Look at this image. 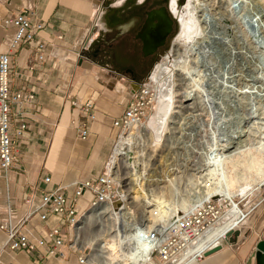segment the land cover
<instances>
[{
	"label": "crops",
	"instance_id": "1",
	"mask_svg": "<svg viewBox=\"0 0 264 264\" xmlns=\"http://www.w3.org/2000/svg\"><path fill=\"white\" fill-rule=\"evenodd\" d=\"M127 2L0 0V52L9 51L15 32L4 25V20L20 12L44 24L39 37L48 46L43 62H34L32 48H22L13 56L12 91L35 93L36 101L23 115L13 111V123L25 119L28 129L14 138L13 166L0 175V221L5 219L7 194L13 209H18L27 196L37 201L42 191L64 188L71 196L74 183L95 179L105 171L119 132L113 123L123 117L136 84L109 49L123 33L122 26L109 25V16L113 8L122 10ZM107 32H113L109 40ZM98 47L101 52L96 58ZM145 74L143 71L141 76ZM74 101H90L95 106L96 119L89 124L85 140L72 124L81 119ZM47 177L51 179L48 184L43 181ZM55 223V218L45 223L34 218L27 234L35 242L41 231ZM263 239V226L249 228L218 252L189 264H249ZM5 243L6 234L0 230V264H79L77 255L66 250L63 259L48 256L43 249L11 251Z\"/></svg>",
	"mask_w": 264,
	"mask_h": 264
},
{
	"label": "built area",
	"instance_id": "2",
	"mask_svg": "<svg viewBox=\"0 0 264 264\" xmlns=\"http://www.w3.org/2000/svg\"><path fill=\"white\" fill-rule=\"evenodd\" d=\"M6 27L14 29V37L8 52H0V175L10 171L15 159V137H21L28 129V122L21 119L13 123V111L22 112L32 107L36 101L35 93L12 91L11 70L13 56L22 48H32L34 62H43L47 56V43L40 39L44 24L35 21L31 15L20 12L4 20ZM34 67V66H33ZM31 67L30 69H34ZM156 92L152 86L137 84L129 97L123 117L114 121L118 136L113 148L116 149L122 137L134 125L147 122L155 109ZM81 119L73 121V127L80 133L81 139L88 136V126L96 119V110L92 102H72ZM113 156V154H112ZM50 183L49 177L43 180ZM73 193L68 196L64 188L54 191H42L38 200L27 196L18 209H13L12 198L5 196V219L0 221V230L6 234L5 248L11 251L34 252L45 250L51 257L65 258L64 250L77 255L79 264H100L97 254L108 250L111 264H128L133 256L132 244L121 241L122 234H134L138 242H142L144 250L150 251V256L140 264H189L201 262L205 254L213 247L199 244L202 238L216 229L228 213L239 208L236 198L210 199L201 202L190 211L173 218L167 223H161L147 230L145 222L129 221L119 226L113 219L103 216L101 223V238L97 240L100 246L96 249L93 243L81 240L80 230L86 215L102 206L112 205L115 209L123 207L122 182L118 179L112 161H109L105 171L92 180L79 181L72 185ZM245 212V210H242ZM241 212V213H242ZM251 213V212H250ZM249 212L245 213L249 217ZM41 223L56 219L53 226L39 233L36 241L27 234V228L33 219ZM115 225L113 226V224ZM115 227V229H114ZM115 230L117 240L106 237L107 230ZM112 243V248H106ZM110 247V246H109ZM136 247V246H135ZM138 250V248L136 247ZM142 249V248H141ZM141 252V250H140ZM143 252V251H142ZM138 253V252H137ZM139 256L141 255L138 254Z\"/></svg>",
	"mask_w": 264,
	"mask_h": 264
},
{
	"label": "rangeland",
	"instance_id": "3",
	"mask_svg": "<svg viewBox=\"0 0 264 264\" xmlns=\"http://www.w3.org/2000/svg\"><path fill=\"white\" fill-rule=\"evenodd\" d=\"M179 1L178 7L176 8L181 11L186 7L187 0ZM115 4L118 5L117 2ZM167 7L168 9L170 8L168 4ZM232 11L233 12H230V17L232 16V19H236L235 22L237 25L235 26V29H228L229 24H225L224 21L220 24L218 20L210 19V22H206L207 24L204 22L202 24L204 32L195 31L192 34V41L195 44L196 54L200 64L198 67L192 66V69H190L191 78L193 79H191L192 83H189V88L186 89L187 94L191 95L188 96V98H195L193 101L199 102L201 99H205L204 95L209 93L208 95H210L213 102H215V107L219 108V110L217 109L219 113L214 116L213 120H211L212 123L210 121L211 124L205 122V125H207L205 126L206 128H203V125H201V122H199L197 118L192 119V125L194 128L196 127V129L195 131H188L180 124H170L173 118L171 117L172 110L169 109L164 116L165 119L160 128L161 130L157 132L155 131L153 134L149 129L148 133L140 138V143H137L135 151L138 152L137 156L140 155L138 158L142 164L141 168L144 169L141 170V173L146 171V174H150L146 176L150 181H143L145 184V194L148 196L155 195L156 197H163L168 203L179 209V214L184 212L182 208L185 206H194L197 197L204 191V185L202 184L203 181L201 180V182L200 179L197 177L195 178V176H193L194 178L190 176L191 172L189 169L191 168V165H194L195 162L204 164L208 161L211 163L220 161L218 169L214 172L215 176L212 181L214 183L210 182L213 186L218 187H223L225 185L227 179L226 173L231 169L232 175L236 178L237 188L242 190V192L235 197L236 203L239 204V207L242 210H245V213L251 212L249 217H247L240 226L236 227L238 229L241 228V232L246 234L249 228L256 226H259V228L261 226L264 227V220L260 221V217L264 213V185L259 189L257 188L258 184L254 179L256 173H253L255 172L253 171L255 170V164L258 162L260 163L264 157V99L258 100L251 94L246 93L252 90L247 88L244 78H241L243 80L241 81V86L238 87L235 78L236 65L232 52H234V47L237 44H240L245 56L254 63L256 74L258 77L260 76L259 78L262 77L263 79L264 34L254 33L252 30L253 28L248 25L247 19L244 18V14H246L244 11L237 7H232ZM175 23V32L169 40L167 47L159 52L157 59L153 64H149L147 67V74L141 76V81H139L138 84L149 85L154 88L152 75L164 58H166L174 42L181 35V31L183 30L178 17L175 19ZM205 28L208 29L206 30ZM232 33L237 34L235 35L237 41L232 38ZM112 36L113 32L106 33L108 40L112 38ZM233 42L235 44L238 43L235 45ZM193 80H196L194 81L195 83ZM197 84H199V86ZM134 85L137 86V83ZM194 86H197L196 90H193ZM176 89L178 90V88H175V91ZM154 90L157 92L156 89ZM180 92L182 93V91ZM172 101L173 100H170V103ZM169 107L170 105L168 108ZM158 110L159 102L156 97L154 112L150 119L147 122H144L145 125L150 121H156ZM206 120L207 118H205V121ZM180 123L182 122L180 121ZM201 129L205 130L208 136H197L196 131L198 130L200 132ZM231 140L236 142L231 150L242 146L243 148L238 151H243L244 155L242 159L239 160L240 163L224 164L221 162L223 157L221 156L222 152L219 151L220 145H226V143ZM169 150L172 151L170 152ZM112 154L113 150L111 152L110 161H112ZM167 154L169 157H167ZM154 163L162 164L161 171L164 170L166 174L169 172L168 170L172 169H174L173 171L175 174H171V178H169L168 174L166 176L164 171L161 172V179L165 180V183L156 186L155 183H153V177H151V172L149 171ZM122 178L125 181V183H123L125 198L133 187L129 184L130 178L127 174L126 168L122 170ZM210 183H208L207 186H209ZM125 184L126 186H124ZM121 210L117 212H120ZM136 213V219L140 220V214H138V211H136ZM112 240H117V237L115 238V235H112L110 241ZM131 241L133 242V245L136 244L137 248L139 247L138 244H140V242H138L136 238H131L129 244ZM106 244H108L106 248L111 249L113 246L112 243ZM107 253L108 250H106V255ZM130 263L131 262H128V264ZM133 264L137 263L133 261Z\"/></svg>",
	"mask_w": 264,
	"mask_h": 264
},
{
	"label": "bare ground",
	"instance_id": "4",
	"mask_svg": "<svg viewBox=\"0 0 264 264\" xmlns=\"http://www.w3.org/2000/svg\"><path fill=\"white\" fill-rule=\"evenodd\" d=\"M171 7L174 14L179 18V22L183 30L181 31V35L174 42V45L166 58H164L162 63L155 69L152 75V82L154 84V89H156L157 91L156 97L157 101L159 102V110L156 115V121H150L147 125L143 123L132 126L128 133L122 137L121 141L118 143L116 149L114 150L112 156V166L118 179L122 182L121 195L124 207L121 210V208L115 209L112 205L102 206L98 209L90 211L86 215L85 219L82 222L80 238L86 243H93L94 249H96L97 246H100L99 244H97V240H99L102 235L101 230L103 229V227L101 218L103 216L113 219L115 223H118L119 226H122V224H127L129 221L137 220L136 211H138V214H140V220L138 221L145 222L146 229L150 230L161 223H167L173 218L180 217L181 214L190 211L193 207L200 204L201 202L220 198L233 200L242 192V190L240 188H237L236 186V178L232 175L231 169H229L226 173L227 179L223 187L213 186L212 183L214 182L212 181L215 176L214 172L218 169L220 161H216L213 163L208 161L204 164L195 162L194 165H191V168L189 167V170L191 172L190 176H195V178L197 177L198 179H200V181H203L202 184L204 185V191L201 194L199 192L200 195L197 197V201L194 206H185L184 208H182L184 212L179 214V209L168 203V201L163 199V197H156L155 195L148 196L145 194V184L143 183V181L149 180L148 178H146V176L150 174H146V171H143L141 173V170L143 168H141L142 164L140 163V160L138 158V156L140 155L137 156L138 152L135 151L137 143H140V138H142L143 135H146L149 129L153 134L155 131H160V128L163 125L165 119L164 116L165 114H167L169 109L172 110L171 117L173 118L170 124H180L181 126H184L185 130L188 131H195L196 129V127L194 128V126L192 125V119L197 118L198 121L201 122V125H203V128H206L205 126L207 125H205V122L210 123V121L213 120L214 116L219 113L217 111V109L219 110V108L215 107V102H213V99L210 97V95H208L209 93H207V95H204L205 99H201L200 101L198 100L199 102L193 101L195 100V98H188V96L191 95L187 94L186 89L189 88V83H192L191 79H193L191 78L190 69H192V66L198 67V65L200 64L196 54L195 44L192 41V34L195 31L204 32V27L202 24L203 22L207 24L206 22H210V19L218 20L220 24L222 23V21H224L225 24H229L228 29H235V26L237 25V23L235 22L236 19H232V16L230 17V12H233L232 7H237L246 13L244 14V18L247 19V23L250 27L253 28L252 30L254 31V33L264 34V0H187L186 7L181 11L176 8L178 7L177 1L173 0V4ZM205 29L207 30L208 28ZM235 35L237 34L232 33V38L237 41V37L235 38ZM239 45L237 44L234 47V52H232V56L234 57L232 58L234 59L236 65V83H238V87L241 86L240 84L243 80L241 78H244L247 88L252 90L246 93L251 94L258 100H262L264 99V77L263 79L262 77L259 78L260 76L258 77V75L256 74L254 63L252 62V60L248 59L245 56V53L241 49V45ZM194 81L196 80H193V82ZM197 85L199 86V84ZM196 87L194 86L193 90H196ZM175 88H178V90L176 89L175 91ZM180 91H182V93ZM170 100L173 101L170 103ZM169 105L170 107L168 108ZM205 118H207L206 121ZM178 120H180L182 123H180V121ZM201 132L206 134H202ZM196 133L197 136H208L207 132L202 129L200 130V132L197 130ZM234 144H236V142L231 140L228 141L226 145H220L219 151L222 152V163H240L239 160L242 159L244 152L238 150L243 147L241 146L240 148L231 150ZM169 151L171 152L172 150ZM167 157H169V155ZM161 166L162 164L154 163L153 167L149 170L151 172V177H153V183H155L156 186L165 183V180H162L160 176L161 172L164 171H161ZM254 167L255 170L253 171L255 172L253 173H256L255 176L257 177H255L254 179L255 181H257V188L259 189L264 185V157L261 162L256 163ZM125 168L127 169V174L130 178L129 184L133 187L131 188V191L128 193V195H126L124 198L123 183H125V181L122 178V170ZM173 170L174 169L168 170L169 172L167 174L169 178H171V174H175ZM208 183H210L209 186H207ZM124 186H126V184ZM235 204L237 203L235 202ZM119 210L121 211L117 212ZM241 212L242 211L240 207L231 210L226 218L221 222V224L216 229H213L208 234H206L199 244H204L205 247H215L219 245L227 238V235L230 231L238 229L236 227L240 226L247 218H245V212ZM115 223L113 224V226L115 225ZM109 234H111L109 238H112V235H115V238L117 237L115 230L112 233L111 230L108 229L105 234L107 238ZM133 237L136 238L134 234H122L121 241L129 243V241ZM132 241L130 244L134 242ZM138 245V250L136 249V244L131 247L133 250V256L131 257V259H129V262H131L130 264H133V261H135V263L137 264H140V260L142 262L146 261L150 256L151 252L147 251L146 249L144 250L142 242H140V244ZM140 253L141 255L139 256L138 254ZM108 258H110V256L109 253H107L106 255V250L103 251L102 256L101 254H97V260L100 264L110 263V261L107 260Z\"/></svg>",
	"mask_w": 264,
	"mask_h": 264
},
{
	"label": "flooded vegetation",
	"instance_id": "5",
	"mask_svg": "<svg viewBox=\"0 0 264 264\" xmlns=\"http://www.w3.org/2000/svg\"><path fill=\"white\" fill-rule=\"evenodd\" d=\"M168 1L128 0L122 10L118 11L113 8L109 16L110 26L113 28L118 25L123 27L122 35L110 44L109 49L114 51L116 62L136 83L141 81L143 71L147 74V67L156 61L159 52L167 47L175 32L177 16L172 11L173 0L169 1L170 18L166 19L162 10L167 6ZM152 28L156 34L154 39ZM155 43L161 44V47L154 50L153 44ZM100 52L101 48L98 47L94 51V56L98 58Z\"/></svg>",
	"mask_w": 264,
	"mask_h": 264
},
{
	"label": "water",
	"instance_id": "6",
	"mask_svg": "<svg viewBox=\"0 0 264 264\" xmlns=\"http://www.w3.org/2000/svg\"><path fill=\"white\" fill-rule=\"evenodd\" d=\"M170 1V0H169ZM169 1H168V5H169ZM163 13L165 15V18H170L169 17V9L167 6H165L164 8H162ZM171 23V21H170ZM152 30V37L154 39V36H156L155 34V30L154 28L151 29ZM153 41V40H152ZM154 43V41H153ZM158 47H161V44L159 43H155L153 44V49L156 50ZM241 234V230L240 229H236V230H232L228 233L227 238L222 241L219 245L215 246L214 248H212L211 250H209L205 256H209L215 252H218L219 250H221L225 245H227L229 242L231 243L232 239H234L235 236H239ZM255 260V264H264V239L260 240L257 245H256V249L255 252L252 254L251 259L249 260V264L252 263V261Z\"/></svg>",
	"mask_w": 264,
	"mask_h": 264
}]
</instances>
